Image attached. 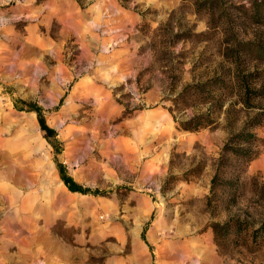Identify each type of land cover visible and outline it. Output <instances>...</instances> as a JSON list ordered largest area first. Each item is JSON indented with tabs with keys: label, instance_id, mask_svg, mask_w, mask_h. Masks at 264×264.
Wrapping results in <instances>:
<instances>
[{
	"label": "rangeland",
	"instance_id": "obj_1",
	"mask_svg": "<svg viewBox=\"0 0 264 264\" xmlns=\"http://www.w3.org/2000/svg\"><path fill=\"white\" fill-rule=\"evenodd\" d=\"M251 1L0 0V264H264V148L212 193L227 133L168 111L235 36L264 48Z\"/></svg>",
	"mask_w": 264,
	"mask_h": 264
},
{
	"label": "trees",
	"instance_id": "obj_2",
	"mask_svg": "<svg viewBox=\"0 0 264 264\" xmlns=\"http://www.w3.org/2000/svg\"><path fill=\"white\" fill-rule=\"evenodd\" d=\"M252 8L256 13L264 11V0H252ZM222 53L223 64L213 76L205 81L193 82L186 85L172 100L174 109H168L177 127L186 132H197L202 129L223 130L227 137L220 149L218 158L214 161V176L211 179L213 193L220 175L227 168L232 169V175H243L264 148V139L258 137L256 131L264 128V65L249 67L247 58L264 56V48L254 41L238 40ZM36 115L44 138L54 140L55 132L46 124L43 111L36 106H30ZM204 108L205 112L195 113L186 119H177L174 112L180 114L185 110ZM125 115L131 114L126 110ZM234 165H230L232 163ZM233 166V167H232ZM61 180L72 192L82 194L89 190L76 185L63 174L60 167ZM237 223L235 220H231ZM229 222L214 223L212 230L216 240L229 234ZM260 228L264 229V223ZM225 230V232H224Z\"/></svg>",
	"mask_w": 264,
	"mask_h": 264
}]
</instances>
